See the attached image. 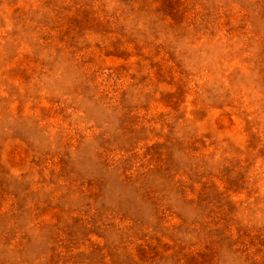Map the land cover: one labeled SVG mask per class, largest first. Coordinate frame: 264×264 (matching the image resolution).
Returning a JSON list of instances; mask_svg holds the SVG:
<instances>
[{
  "label": "rangeland",
  "instance_id": "rangeland-1",
  "mask_svg": "<svg viewBox=\"0 0 264 264\" xmlns=\"http://www.w3.org/2000/svg\"><path fill=\"white\" fill-rule=\"evenodd\" d=\"M0 264H264V0H0Z\"/></svg>",
  "mask_w": 264,
  "mask_h": 264
}]
</instances>
